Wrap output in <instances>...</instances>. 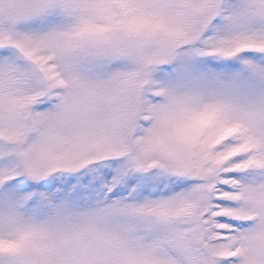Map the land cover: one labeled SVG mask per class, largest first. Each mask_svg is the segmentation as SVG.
Masks as SVG:
<instances>
[{
    "label": "snow or ice",
    "instance_id": "snow-or-ice-1",
    "mask_svg": "<svg viewBox=\"0 0 264 264\" xmlns=\"http://www.w3.org/2000/svg\"><path fill=\"white\" fill-rule=\"evenodd\" d=\"M264 0H0V264H264Z\"/></svg>",
    "mask_w": 264,
    "mask_h": 264
},
{
    "label": "rangeland",
    "instance_id": "rangeland-1",
    "mask_svg": "<svg viewBox=\"0 0 264 264\" xmlns=\"http://www.w3.org/2000/svg\"><path fill=\"white\" fill-rule=\"evenodd\" d=\"M215 75L221 79L230 80L233 77L238 78L245 86L264 90V81H259L243 69L235 68L231 71H222L212 67L204 68L199 63H194L190 68H180L177 70L175 85L180 87L196 88L201 85L203 79L207 76Z\"/></svg>",
    "mask_w": 264,
    "mask_h": 264
},
{
    "label": "clouds",
    "instance_id": "clouds-1",
    "mask_svg": "<svg viewBox=\"0 0 264 264\" xmlns=\"http://www.w3.org/2000/svg\"><path fill=\"white\" fill-rule=\"evenodd\" d=\"M226 98L238 113L258 105H264V90L252 89L245 86L237 78L235 84L225 90Z\"/></svg>",
    "mask_w": 264,
    "mask_h": 264
}]
</instances>
